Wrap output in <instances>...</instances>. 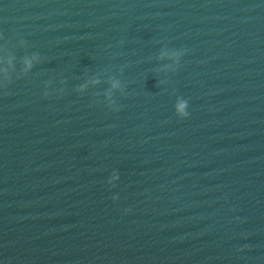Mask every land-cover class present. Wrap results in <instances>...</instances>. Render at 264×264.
<instances>
[{"label": "water", "instance_id": "1", "mask_svg": "<svg viewBox=\"0 0 264 264\" xmlns=\"http://www.w3.org/2000/svg\"><path fill=\"white\" fill-rule=\"evenodd\" d=\"M0 264H264V0H0Z\"/></svg>", "mask_w": 264, "mask_h": 264}]
</instances>
